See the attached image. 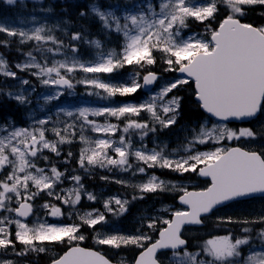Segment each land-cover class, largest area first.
Segmentation results:
<instances>
[{
    "label": "snow or ice",
    "instance_id": "6c2138e0",
    "mask_svg": "<svg viewBox=\"0 0 264 264\" xmlns=\"http://www.w3.org/2000/svg\"><path fill=\"white\" fill-rule=\"evenodd\" d=\"M6 2L14 4L16 0ZM89 7L105 30L123 36L119 52L115 49L100 51L94 60L86 61L78 56V43L83 40L98 49L101 45L98 40H85L80 32L70 33L69 42L65 44L62 39L49 34L50 30L46 33L44 27L26 32L0 25V33L19 37L21 44L35 42L34 52L43 62L29 51L25 61L14 67L29 72L43 85L55 86L57 91L47 99H58L63 95L61 89L70 90L74 83L90 86L94 91L89 94L102 99L135 94L157 82L158 74L148 71L141 77L140 72H134L129 82L118 83L97 77L112 74L125 66L145 69L158 62L157 53L166 65L165 72L182 76L166 81L140 104L83 107L75 111L61 109L72 118L62 128L48 127L51 118L37 120L30 127L16 126L10 119L0 124V254L6 255L11 249L16 256L26 257L31 253H47L46 245H60L66 250L54 257L51 264H111L101 251L81 246L86 239L82 227L87 226L96 233L94 239L99 245L139 249L134 264H165L161 256L166 258L167 264H264V227L253 236V228L246 226L264 225V216L243 221L218 218L220 223L245 225L241 235L229 232L215 236L207 239L195 252L189 251L182 232L185 225H202L203 219L219 206L257 193L264 194V150L225 143L255 140L257 133L252 128L234 129L224 123L248 121L264 112V24L243 22L250 10L264 9V0H136L125 6L122 14H117L119 5L110 6L107 11H101L96 4ZM221 7L224 15L213 27L212 22L217 21ZM86 15L85 11L80 12L81 17ZM189 20L204 24V32L185 34ZM49 42L53 47L44 46ZM0 45L6 46L7 41ZM49 54L64 58L49 62ZM76 71L91 76L74 82L72 74ZM0 75L19 80L22 85L31 84L30 80L18 77L2 55ZM190 84L194 86L196 102L207 116L198 129H192L191 140L181 146L186 155L173 157L158 146L152 149L144 144L134 146L133 136L138 135L143 141L149 133L157 132L156 125L167 128L177 122L182 97L167 98L168 94ZM0 94L19 104L29 102L22 92L14 94L0 88ZM141 113H147L149 119H139ZM90 116L115 118L122 122V127L109 119L99 123L89 119ZM77 128L79 141L84 145L77 156L79 170L90 174L97 168L117 169L131 172L133 176L146 175L144 182L134 185L141 193L139 198L143 199L144 193L178 191L183 207L163 209L170 216L142 217L141 227L133 234H108L99 230L97 226L103 228L108 223L107 213L123 215L128 201L119 196L110 197L103 203L105 212L98 209L83 214L76 212L82 196L89 201H95L97 196L85 191L80 174L74 171L68 175L67 170L61 171L48 155H44L47 150L60 157V145L73 143ZM85 129L97 135L94 138L86 136ZM49 132L54 139L48 138ZM201 145L212 147L199 150ZM72 156L69 151L65 163ZM132 158L137 162L135 166ZM40 160L46 162L45 166L40 165ZM157 168L179 174L195 173L209 178L210 184L202 190L189 191L181 185L166 182L155 173L148 174L147 170ZM101 179L108 180L109 177ZM65 180L73 182L72 186L62 187ZM115 182L128 183L124 180ZM42 194L60 202L57 205L46 200L40 206L46 210V215L61 218L65 215L62 208L67 205L73 209L67 213L68 217L76 215L80 223H49L40 216L30 223L29 217L36 216L35 201ZM17 244L23 247L17 250ZM242 247L247 248V254L242 252ZM0 264L14 262L0 260Z\"/></svg>",
    "mask_w": 264,
    "mask_h": 264
},
{
    "label": "rangeland",
    "instance_id": "374dc122",
    "mask_svg": "<svg viewBox=\"0 0 264 264\" xmlns=\"http://www.w3.org/2000/svg\"><path fill=\"white\" fill-rule=\"evenodd\" d=\"M53 0H16V3L14 4H9L6 2V0H0V25H4L7 28H9L10 30H16V31H26V32H31L32 30H34L37 27H44L46 33H50L51 35L57 34L59 35V39H62L65 44H67L69 42L70 39V33H75V32H80L79 30L73 28L71 21L65 17V8H62V6L57 7L56 5L53 6L50 2ZM56 1V0H54ZM63 2V1H60ZM136 2V0H98L95 1L94 4L98 5L101 9V11H107L110 9V6H115V5H119L120 9L118 10L117 14H122V10L124 9L125 6H130L132 3ZM67 4H71L73 3V1H69L66 2ZM59 5H64V4H59ZM92 4H89V6ZM88 6V7H89ZM68 8V6H66ZM49 9H51V11H49ZM90 10V7H89ZM224 12V9H221ZM264 12V10L261 11V13ZM260 13H256V11L254 12L255 16H261L259 15ZM249 16H246V18ZM87 20L92 23V21L97 20L100 23V27L98 28H94L91 29V33H96L97 35H100L101 37H93L92 34L90 33H83L80 32L82 34V36L84 37L85 40H98L100 42L101 47L98 49L94 44H89V43H85L83 40L81 41V44L78 43V45H80L79 48V52H78V56L80 59L82 60H94L97 56V53L100 51H104L107 52L110 49H115L117 52L120 51L121 45L123 44V36L121 34H118L114 31L109 32L107 30H105L102 26V23L100 22L99 18L97 16H95L91 10H90V14L89 17H87ZM190 23H193V26L199 27L200 22L194 21V20H189ZM259 22L263 23L264 21H262V19L259 20ZM92 26V25H91ZM98 31V32H97ZM192 32H199V33H203L204 32V24L203 26H201V30L199 31H195L191 28V24H189L188 29L185 30V34H190ZM3 41H7V45H0V49L1 47L3 48V50L5 52H9L10 54H13V65H9V67H11L12 71H16L18 77L22 78V79H27L31 81L30 85H22L19 83V80L16 79H12L10 77H5L3 75H0V88L5 89L6 91H12L14 94H19V93H24V95L27 97L28 99V103L25 104H19L16 100L14 99H9L7 96L0 94V105L4 104V102H2L1 97H4L5 100L7 101H15L16 104H19L22 107H26L27 111L26 114V120H25V124L26 127H30L34 124L35 121L40 120V119H48L51 118L48 124V127H57V128H62L65 122H70L72 118L67 117L64 114V111H61V109L63 110H72L75 111L79 108H83V107H89V108H102V107H115V106H120L123 104H140L142 103L144 100H146L148 98V95L150 93H155L156 91L159 90V88L166 82V81H170L174 78V76H170L172 73L171 72H165L164 69L165 67L161 68L163 72L167 73L164 74V76L161 75V79L160 81L157 83L158 85L149 93H145L142 97V100H139L138 102H129V101H122L124 97L118 96L119 99H117V97H113L112 99H102L101 96H97V95H90L89 93L94 91V89H92L90 86H86L85 84H81V83H74V87L70 90L67 89H61V91H63V95H61L58 99H55V103L52 102L53 100H49L47 99V97L55 94V92L57 91L55 86H46L40 83V81L36 78L30 75L29 72H21L18 69H16L14 67L15 64L17 63H23L26 59V53L29 52L27 51L24 55H18L20 54V50L16 47L17 45H26V44H30L31 45V50L33 51V53L35 55H37V59L42 61V58L36 54L34 52V48H35V42L34 41H29L27 43L21 44L20 43V39L19 37H9L6 35V33H0V42ZM14 42L16 43V45L13 46ZM45 47H53V45L51 44V42H49L48 44L44 45ZM83 51V52H82ZM0 55H2L6 60L7 57L4 56L1 51H0ZM63 56H52L51 54L48 55V59L49 62L53 59H63ZM8 62V60H7ZM146 68L150 69V66H147ZM144 70V69H138L137 72ZM157 72H159L157 70ZM114 73V74H113ZM112 74H100L97 78L105 80V81H111L113 83H116L117 78L115 77V74H124L122 72H120V69L118 71L113 72ZM29 74L30 75V79L26 78L25 75ZM132 73H128L126 75V73L124 74V79H122L121 82H129L130 81V77H131ZM86 76L90 77L91 74H85L82 71H76L72 74V79L73 81H77V80H81L86 78ZM105 76V77H104ZM143 76V73L141 72V77ZM32 89H35V91H33ZM182 89L179 88L178 90ZM102 92V90H99ZM140 92V90H139ZM141 93V92H140ZM133 95V94H132ZM130 96V95H129ZM172 96H175V90H173L172 93L168 94L167 98H171ZM166 98V99H167ZM89 119L91 120H95L99 123H103L105 121V119H108V117H95V116H90ZM115 121H111L112 123H119V121H117L115 118H113ZM139 119L141 120H148L149 116L147 113H141V116L139 117ZM9 120V118H0V124H5L7 121ZM11 120V119H10ZM12 121V120H11ZM209 127L211 126L210 124L208 125ZM122 127V126H121ZM157 127V132L156 133H149L148 136H146L144 138L143 141H141L139 139V136H133V143L137 146L144 144L147 146V148H150V143L151 145H154L155 147L158 146V148H163L165 154L167 155V153L171 154L173 157H176L178 155H186V153H184L182 151L181 146L183 144L186 143L187 140H191L192 136L190 138H188V134L189 132L185 129V127L183 125L181 126H174L170 129V131L168 132V134H163L164 138H159L158 134L163 133V131L166 128H160L159 125H156ZM170 127V126H169ZM251 128L262 131V132H257V134L263 135L264 133V112H262V116L255 121L251 126ZM168 128V127H167ZM84 134L86 136H91V137H95L97 134L92 133L90 130L85 129ZM48 138L49 139H54L53 135L51 132H49L48 134ZM120 135V133L118 132L116 134V136L118 137ZM79 128H77V137L74 139L73 143H78L79 145V151L82 147H84V145L79 141ZM188 138V139H187ZM184 139H187L186 141H183ZM179 140L180 142L176 141ZM258 140H244V144L249 147V148H257L260 150H264V144L260 143V142H255ZM229 142L231 141H227L225 142L226 145L229 144ZM182 143V144H181ZM72 144V143H71ZM68 145L70 144H62L60 145V149L63 150V147H69ZM166 146V147H165ZM173 147L170 149V147ZM210 147H212V145H210ZM208 147V148H210ZM208 148L203 149L202 147L199 146V150H208ZM75 149V148H74ZM178 150L177 152H174L173 150ZM71 151V150H69ZM72 152V151H71ZM61 154L63 156V151H61ZM79 154V153H78ZM44 155H48L51 159L52 163L58 162L60 161L61 163L64 161L65 159L62 158V160H59L56 158L55 154L48 152L47 150H45ZM131 162L134 164L136 163L135 159L132 158ZM41 166H45V161L40 160L39 161ZM74 167L73 169L75 170H79L77 163L72 164ZM59 168V167H58ZM61 171H64L62 169H60ZM100 170H105L108 171V173L112 172L113 174V178L111 179V181L113 183H115L116 185L120 186V187H124L126 186H133L140 183V182H144L147 179L146 175H135L133 176L131 172H121L117 169H112V170H108V169H93L91 172H95L98 173V171ZM161 171H165L163 169H160ZM159 170V171H160ZM157 171L153 172L155 173L157 176H159L161 179L165 180L166 182H170L169 180L165 179V177H163V174L161 173H156ZM150 175V173H148ZM115 180H124L127 181V184H119L116 183ZM172 184H176V185H181L185 188H189V186H193L195 184H193L192 182H184V183H179V182H175L172 181ZM73 184V182L65 180L64 184L62 185V187L68 188L71 187ZM85 188V187H84ZM137 190V188H136ZM86 192H91L94 195L97 196V199L93 202H99L102 204L105 200L109 199L110 197H115L118 196L117 194H112L108 191H97L96 189H93L92 191H88L85 188ZM169 192H178V191H169ZM119 198H121L122 200H125V198H123L122 196ZM49 201L50 203L53 204H57L59 205V201H56L54 199H52L51 197H47L44 196L43 194L37 198L38 201V205L36 206V216H32L31 219L29 220V222L31 223L32 221H34L37 216L43 217L44 219H46L49 222L50 217L48 215H46V210L42 209L40 206L45 202V201ZM92 201H89L87 199L86 196H82L81 202L80 204H78L76 206L75 211L83 214L86 211H91L93 209H98L102 212L101 208L99 207H93L91 205ZM154 204H150V206H153ZM113 207H115V205H113ZM172 206L170 205H166V204H161V205H157L156 207L152 208L150 213L148 212L147 214L145 213H139L135 219V221L132 223V225H129L127 227L121 225L120 223L118 224H113V229L110 228V226H106L104 227V229H102L101 231L104 233H108V234H133L136 232L137 229H139L141 227V220L142 217L146 218L149 216H169V213H166L163 211V209L165 208H171ZM62 211H64L65 215L61 218H58V220L61 223V219H64L66 222L72 223L71 221H75V223H80V220L77 218L76 215H73L72 217H68L67 213L69 211H73V209L69 208L67 205H65L62 208ZM260 216H264V200H255L254 202H250V203H243V205H239L237 207H232L230 210H227L226 212L217 214L215 217L211 218V220L213 221L212 224L210 226H213L217 229L222 230L223 228L226 229L229 232H233L234 235L239 236L241 235V230L238 229L237 223H220V221L218 220V218H227V217H231L233 220H237V221H243L245 219L248 220H253L256 219ZM128 219V217H127ZM126 219V220H127ZM146 224V220L144 221ZM260 228H253V234L255 235L256 232L259 231ZM145 231H147V228H144ZM200 231H192V230H188L187 234L191 235L192 237V241L191 242V246L193 247V249L189 250V251H199L200 248L202 247L203 243L207 240L205 238L200 239ZM203 233H205V231H203ZM82 234L84 235V233L82 232ZM96 233L94 232L92 238L95 242V237ZM213 238V237H212ZM198 239V240H197ZM210 239V238H209ZM99 245V244H98ZM53 247H56V245H50ZM17 250L22 248V245L17 244L16 245ZM106 247V251L109 255H111V257H117V256H124L125 252L128 253V250H131L135 247H122L120 249H115V248H111L109 246H105ZM49 251L46 253V257H53L54 256V251L52 247H48ZM122 251V252H121ZM242 252L244 254H247V248H243L242 247ZM122 253V255H120ZM12 255L13 258H19L18 256H16L11 249L8 250L7 254H0V260H8V261H13L14 264H17V262L13 259H9L8 257H10ZM165 258V257H164ZM206 258V257H205ZM120 260H124V258H120ZM164 261L167 264V260L166 258L164 259ZM35 261L30 262V264H34Z\"/></svg>",
    "mask_w": 264,
    "mask_h": 264
},
{
    "label": "trees",
    "instance_id": "16d2710c",
    "mask_svg": "<svg viewBox=\"0 0 264 264\" xmlns=\"http://www.w3.org/2000/svg\"><path fill=\"white\" fill-rule=\"evenodd\" d=\"M60 1H63L62 4H64L63 6L66 9L65 17H67L71 21L73 28L83 33L92 34L91 29H93L94 26H91V23L87 20V17L80 16L81 11H85L87 13L86 4L87 2H90L91 0H56L54 1V5H56L57 7L62 6V5H59L61 4ZM69 1L70 2L73 1V3L67 4L66 2H69ZM50 3H52V1ZM66 6H68V8ZM249 14H252V15L249 16L248 18H250V20L253 21L252 23L257 24V21H259V17L254 15L253 10H251ZM157 57H158V62L155 65H153L152 69L162 70L161 68L162 67L164 68V63L162 60L159 59L158 55ZM192 93H193V86L191 84L185 86L183 92L180 93L183 96V100L181 102L182 111H181L180 117L184 119V121H187V122H192L193 120H197L202 117V114L199 110V106L196 105L193 100ZM20 112H23V111H21L20 108L18 107L16 108L13 105V103H4L0 105V116L4 117L6 115H10L11 117L15 118L17 116H20L21 114ZM259 138H261L259 141H261L264 144V133L263 135H259ZM162 200H165V197H163ZM43 257L44 255H39L35 258V261L36 260L39 261V263L37 264L43 263V262H40V261H43Z\"/></svg>",
    "mask_w": 264,
    "mask_h": 264
},
{
    "label": "water",
    "instance_id": "95a60500",
    "mask_svg": "<svg viewBox=\"0 0 264 264\" xmlns=\"http://www.w3.org/2000/svg\"><path fill=\"white\" fill-rule=\"evenodd\" d=\"M236 122H237V121H236ZM257 194L264 195V194H261V193H257Z\"/></svg>",
    "mask_w": 264,
    "mask_h": 264
}]
</instances>
